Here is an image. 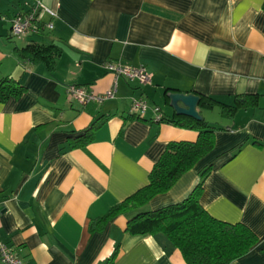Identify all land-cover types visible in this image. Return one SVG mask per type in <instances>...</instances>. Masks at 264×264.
Returning a JSON list of instances; mask_svg holds the SVG:
<instances>
[{
	"label": "crops",
	"instance_id": "crops-1",
	"mask_svg": "<svg viewBox=\"0 0 264 264\" xmlns=\"http://www.w3.org/2000/svg\"><path fill=\"white\" fill-rule=\"evenodd\" d=\"M40 1L55 14L53 28L15 39L10 19L33 0H0V80L26 88L0 102V241L27 264H186L163 234L128 233L127 214L89 230L92 220L147 184L168 142L197 138L195 130L153 121L150 110L143 119L131 116L130 100L143 97L174 117L166 89L227 105L250 94L256 105L230 118L219 105H197L215 127L213 148L143 209L182 201L211 165L200 204L258 237L230 264H264V0ZM29 44L61 48L53 72L19 56ZM106 61L143 65L151 80L119 78L111 99L73 100L68 85L95 93L110 87ZM93 124L92 141L72 147L70 137Z\"/></svg>",
	"mask_w": 264,
	"mask_h": 264
},
{
	"label": "trees",
	"instance_id": "trees-1",
	"mask_svg": "<svg viewBox=\"0 0 264 264\" xmlns=\"http://www.w3.org/2000/svg\"><path fill=\"white\" fill-rule=\"evenodd\" d=\"M18 53L24 60L43 64L51 73L62 50L54 44H29L18 48ZM25 91L26 88L18 80H0V102L19 98ZM169 91L171 90L166 89L165 94ZM196 95L199 97V106L212 108L219 105L222 115L228 118L232 117L238 108L257 103V97L250 94L236 96L231 105L203 94ZM130 114L139 118L133 113ZM161 121H170L179 127L195 130L196 140L168 142L149 171L147 184L109 208L104 215L92 220L89 230H100L110 219L127 214L129 217L125 230L128 233L163 234L181 252L186 264H230L245 255L258 242V237L243 223H229L214 218L200 204L202 183L211 165L201 171L200 181L182 201L156 210L143 209L154 196L168 191L178 178L191 169L214 145L215 127L203 117L196 120L187 116L163 115L159 122ZM95 128L96 125L93 124L80 134L70 137L72 147H83L91 142ZM115 254L114 251L108 263L114 259Z\"/></svg>",
	"mask_w": 264,
	"mask_h": 264
},
{
	"label": "built area",
	"instance_id": "built-area-1",
	"mask_svg": "<svg viewBox=\"0 0 264 264\" xmlns=\"http://www.w3.org/2000/svg\"><path fill=\"white\" fill-rule=\"evenodd\" d=\"M25 8H21L10 19V34L13 38H23L32 34H39L49 31L53 28L50 18L54 12L43 5L40 0H33L31 4L25 3ZM44 15L49 16L44 20ZM104 68L113 76L112 84L102 93H95L84 86L68 85L67 94L81 105L89 102H103L115 96L117 91V82L119 78L127 81L137 82L139 85H145L150 82L151 74L145 66H130L120 61H106ZM131 113L139 118H144L150 110L153 114V121L159 122L163 117L162 111L157 105H150L143 97H132L130 100ZM0 264H27L5 243L0 241Z\"/></svg>",
	"mask_w": 264,
	"mask_h": 264
},
{
	"label": "water",
	"instance_id": "water-1",
	"mask_svg": "<svg viewBox=\"0 0 264 264\" xmlns=\"http://www.w3.org/2000/svg\"><path fill=\"white\" fill-rule=\"evenodd\" d=\"M166 96L169 99V106L172 108L174 116H187L196 120L202 119L201 114L196 109L199 102L197 95L169 91Z\"/></svg>",
	"mask_w": 264,
	"mask_h": 264
},
{
	"label": "rangeland",
	"instance_id": "rangeland-1",
	"mask_svg": "<svg viewBox=\"0 0 264 264\" xmlns=\"http://www.w3.org/2000/svg\"><path fill=\"white\" fill-rule=\"evenodd\" d=\"M203 117V116H202Z\"/></svg>",
	"mask_w": 264,
	"mask_h": 264
}]
</instances>
